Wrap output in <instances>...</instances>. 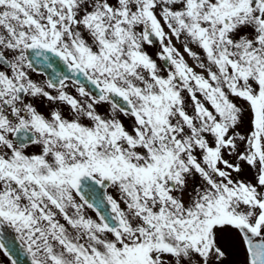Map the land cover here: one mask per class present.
<instances>
[{"label": "snow or ice", "instance_id": "6c2138e0", "mask_svg": "<svg viewBox=\"0 0 264 264\" xmlns=\"http://www.w3.org/2000/svg\"><path fill=\"white\" fill-rule=\"evenodd\" d=\"M225 233L264 264V0H0V264H225Z\"/></svg>", "mask_w": 264, "mask_h": 264}, {"label": "rangeland", "instance_id": "374dc122", "mask_svg": "<svg viewBox=\"0 0 264 264\" xmlns=\"http://www.w3.org/2000/svg\"><path fill=\"white\" fill-rule=\"evenodd\" d=\"M149 51H154V49H150ZM220 244L223 248L229 251V256L228 259L225 261V264H238V258L241 253L244 257L243 250L240 248L238 242L233 239L231 234L225 233L222 239L220 240ZM5 264H7V261H5Z\"/></svg>", "mask_w": 264, "mask_h": 264}, {"label": "water", "instance_id": "95a60500", "mask_svg": "<svg viewBox=\"0 0 264 264\" xmlns=\"http://www.w3.org/2000/svg\"><path fill=\"white\" fill-rule=\"evenodd\" d=\"M11 247H12L13 251L15 253H17V255L19 256L20 264H30L29 258L26 255L22 254V250H21V247L19 245L11 244Z\"/></svg>", "mask_w": 264, "mask_h": 264}, {"label": "flooded vegetation", "instance_id": "af4514ba", "mask_svg": "<svg viewBox=\"0 0 264 264\" xmlns=\"http://www.w3.org/2000/svg\"><path fill=\"white\" fill-rule=\"evenodd\" d=\"M150 50V49H149ZM152 50V49H151ZM41 111H44L45 113L47 112V109H45V108H43V107H41ZM9 238L12 236V233L11 232H9ZM227 254H228V256H229V251H227L226 249H223ZM243 259H244V257H243V255H242V253H241V255L239 256V258H238V264H240V262H242L243 261Z\"/></svg>", "mask_w": 264, "mask_h": 264}]
</instances>
